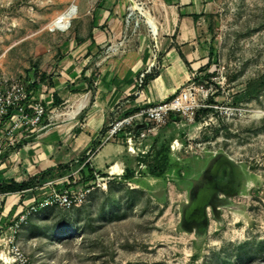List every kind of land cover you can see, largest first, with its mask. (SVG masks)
I'll return each mask as SVG.
<instances>
[{"label":"rangeland","instance_id":"374dc122","mask_svg":"<svg viewBox=\"0 0 264 264\" xmlns=\"http://www.w3.org/2000/svg\"><path fill=\"white\" fill-rule=\"evenodd\" d=\"M157 2L0 0V73L29 83L41 82L43 74L62 77L66 42L90 35L94 16L106 3L112 14L123 5L125 25L111 28L103 20L98 32L131 38L140 35L139 25L147 26L145 5ZM73 3L78 13L71 26L52 30L51 22ZM209 12L205 32L199 34L198 60L192 61L200 67H190L181 90L194 85L198 104L214 111H200L195 121L175 115L176 121L170 119L160 130V144L150 150L160 155L169 144L175 163L170 173L143 174L140 150L145 146L137 141L135 152H129L122 144L123 168L134 172L133 179L105 174L108 190L97 188L79 207L45 209L21 225L28 204H20L12 223L0 214V251L14 241L31 264H264V0H212ZM153 60H159L157 52ZM46 84L38 91V104L48 98ZM64 107L47 112L51 122L43 125L45 130L57 126ZM8 144L3 143L0 173L24 178L21 144ZM227 164L232 182L219 185L217 173ZM179 167L184 179L177 176ZM75 173L60 175L77 181ZM50 190H40L30 203L45 199Z\"/></svg>","mask_w":264,"mask_h":264},{"label":"crops","instance_id":"0c3cea01","mask_svg":"<svg viewBox=\"0 0 264 264\" xmlns=\"http://www.w3.org/2000/svg\"><path fill=\"white\" fill-rule=\"evenodd\" d=\"M211 2L159 0L156 4L145 5L147 26L139 25L140 35L131 38L127 34L98 32L103 20L111 28L121 23L125 25L120 20L123 5L118 4L112 14L106 10V3L94 16L90 35L82 38L72 36L66 42L68 55L59 64L62 77H51L44 82L49 85L50 91L43 104L46 114L41 124L35 128H22L19 143L22 147L20 155L24 178L2 173L4 179L23 183L41 172L68 166L69 170L57 172H78V180H73L70 175H61L58 180L51 181L57 190L65 185L80 184L84 175H90V171L96 178H105L106 174L111 179L121 180L127 169L123 168L125 147L119 138L105 142L106 127L120 119V110L130 115L172 98L181 91L191 74L190 67H200L198 63L192 64V61L198 60L199 34L205 32ZM151 18L157 22V35L150 26ZM104 47L107 50L100 52ZM155 52L159 60L154 62ZM145 72V84L139 89V79ZM39 96L38 92L26 102L28 115H34ZM63 106L67 111L59 113L57 126L45 130L43 125L49 126L47 121L51 122L47 112H58ZM153 142L154 138L150 148ZM113 164L120 169L117 173L108 170ZM144 169L142 173L146 174ZM47 184L0 195L2 221L12 223L21 211L20 204H29V200L35 198L40 190L49 188ZM1 203H5L4 206Z\"/></svg>","mask_w":264,"mask_h":264},{"label":"built area","instance_id":"2783aa9c","mask_svg":"<svg viewBox=\"0 0 264 264\" xmlns=\"http://www.w3.org/2000/svg\"><path fill=\"white\" fill-rule=\"evenodd\" d=\"M146 75L147 72L141 75L139 89L144 86ZM195 90L197 88L192 85L181 90L172 98L162 100L154 106L140 109L130 115L120 110V119L110 122L105 129V142L117 141L119 138L121 144L128 145L129 152H135L138 141L140 145L145 146L144 150H140L141 153H147L151 147L147 145V141L152 140L160 133V130L171 119L172 114L192 118L195 121L199 109L207 106L198 104L197 96L193 93ZM29 94V82L10 78L0 73V155L4 151V141L9 142L8 145L18 143L21 136L20 130L29 124H39L44 116L45 108L42 101L36 105L33 116L27 114L25 104ZM126 127H131V129L125 133ZM122 135L128 138L123 139L121 138ZM176 144L178 142L172 146L173 150ZM142 167L145 168V166ZM109 183L102 177L97 178V181L92 182L88 187L80 185L78 189L66 187L59 191L51 182L47 184L51 190L46 198L29 203L26 209L22 211L18 225L26 223L29 217L45 209L58 207L64 210H72L79 207L86 201L89 194L97 188L108 190ZM0 264H31V262L26 253L14 241H11L7 243L4 250L0 251Z\"/></svg>","mask_w":264,"mask_h":264},{"label":"trees","instance_id":"16d2710c","mask_svg":"<svg viewBox=\"0 0 264 264\" xmlns=\"http://www.w3.org/2000/svg\"><path fill=\"white\" fill-rule=\"evenodd\" d=\"M195 19L196 16H195ZM211 56L214 55V48L212 50L211 48V52H210ZM212 59V58H211ZM211 63V60L210 62ZM32 76V75H31ZM30 76V78L32 79V77ZM35 79V77H34ZM48 79V76L46 74L42 75V81L41 82H36L34 81L33 83H30V94H29V98L27 101H29L30 99H32L34 97V95L36 93H38V91L41 88L42 83H44L46 80ZM211 102L213 101L212 99L210 100ZM220 102H223V100H219ZM207 114L209 112H213L214 110L212 108H204V110L200 109L197 114H196V120L199 119V113L201 112ZM13 114V113H11ZM171 121L175 122L176 118L175 115H171ZM162 133L160 132L156 137H154V142H153V147L157 146L160 144L161 138H162ZM140 161L143 165H145V167L148 169V172L146 171V174H152L153 176H157V177H163L166 176L167 174L170 173L171 171V166L174 163V160L171 158V152H170V147L169 144H165L164 147V151L162 154L160 155H153L151 150L145 154H142L140 156ZM85 167H88L87 165ZM182 168L179 167L177 170V176L182 177V179H184V177L186 176V173L183 174L182 176ZM60 170H69L68 166H59L58 168H54L51 169L49 171H44L41 172L40 174L36 175L35 177L33 176L29 181L27 182H23V183H17L15 180H5L2 173H0V195H8V194H14V193H18V192H22L25 190H28L30 188H32L35 185H40L43 186L45 184H47L48 182L51 181H55L58 180L60 177H62L60 175L59 172ZM189 169H186V172L188 173ZM63 173L67 172V171H62ZM82 173L86 174L85 171H83ZM181 174V175H180ZM237 175V173H236ZM125 179H133L134 178V172L132 170H130L129 168L126 169L125 171ZM96 176L94 174H92V171H90V175L85 176L81 179L80 184H84V185H89V183L92 181H96ZM80 184H71V185H65L63 188L69 187L71 189H78L80 187ZM62 188V189H63ZM59 191L61 190L60 188L58 189ZM200 207V206H199Z\"/></svg>","mask_w":264,"mask_h":264},{"label":"bare ground","instance_id":"6f19581e","mask_svg":"<svg viewBox=\"0 0 264 264\" xmlns=\"http://www.w3.org/2000/svg\"><path fill=\"white\" fill-rule=\"evenodd\" d=\"M74 2H75V0H74ZM75 8H76V5L73 3L65 11H63L62 13L57 15L56 18L51 22L50 28L52 30L56 29V30H60V31L67 30L71 26L72 19L75 18V16L78 13V10H75ZM140 9L143 10L142 8H140ZM149 21H150V26H151L152 30L157 35L158 34V28H157L156 20L151 18ZM197 127H199V124L197 125ZM151 142H152V140L149 139L147 141V145L150 146ZM119 170L120 169L117 165H114L111 168L112 173H117ZM217 174H218L217 176H219L218 178L224 179L218 183L219 185H223V186L229 185V183L231 181V177H230V170L227 167H224Z\"/></svg>","mask_w":264,"mask_h":264},{"label":"flooded vegetation","instance_id":"af4514ba","mask_svg":"<svg viewBox=\"0 0 264 264\" xmlns=\"http://www.w3.org/2000/svg\"><path fill=\"white\" fill-rule=\"evenodd\" d=\"M224 167H227V168L230 170L231 181H230L229 184H231V182H232V178H233V175H232V174H233L232 166H231V164L224 165V166L221 168V170H222ZM218 177H219V176H218ZM222 180H224V179L222 178Z\"/></svg>","mask_w":264,"mask_h":264},{"label":"water","instance_id":"95a60500","mask_svg":"<svg viewBox=\"0 0 264 264\" xmlns=\"http://www.w3.org/2000/svg\"><path fill=\"white\" fill-rule=\"evenodd\" d=\"M75 10H77V8H75Z\"/></svg>","mask_w":264,"mask_h":264}]
</instances>
